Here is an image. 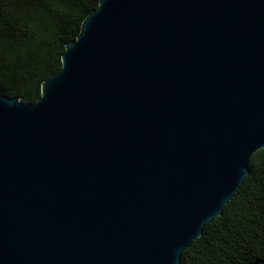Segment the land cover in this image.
<instances>
[{"label": "water", "instance_id": "water-1", "mask_svg": "<svg viewBox=\"0 0 264 264\" xmlns=\"http://www.w3.org/2000/svg\"><path fill=\"white\" fill-rule=\"evenodd\" d=\"M34 103L0 95V264H178L264 148V0H100Z\"/></svg>", "mask_w": 264, "mask_h": 264}, {"label": "trees", "instance_id": "trees-1", "mask_svg": "<svg viewBox=\"0 0 264 264\" xmlns=\"http://www.w3.org/2000/svg\"><path fill=\"white\" fill-rule=\"evenodd\" d=\"M100 0H0V95L36 102L43 82ZM178 264H264V148L222 215L208 222Z\"/></svg>", "mask_w": 264, "mask_h": 264}]
</instances>
